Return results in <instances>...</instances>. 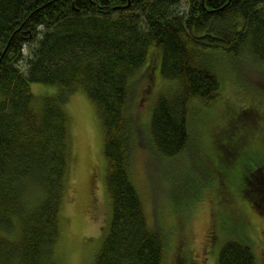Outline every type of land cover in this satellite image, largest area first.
Returning <instances> with one entry per match:
<instances>
[{"label": "trees", "instance_id": "obj_1", "mask_svg": "<svg viewBox=\"0 0 264 264\" xmlns=\"http://www.w3.org/2000/svg\"><path fill=\"white\" fill-rule=\"evenodd\" d=\"M245 64L264 73V0H0V264H61L56 251L70 165L64 105L77 90L96 108L110 204L91 264H165L170 231L148 221L132 178L134 146L156 172L180 161L184 167L192 149L199 153L197 122L218 100L223 76L237 82ZM153 67L164 86L150 93ZM31 84L57 91L36 96ZM244 100L239 115L225 111L227 124L220 121L202 148L209 158L224 142L231 194L220 186L264 222V203L248 185L257 173L264 187V107ZM242 113L257 115L252 125L239 120ZM199 181L186 184L178 206L213 191L208 246L215 264H257L238 224L235 232L216 230L218 185L202 189ZM174 217L179 257L172 264H202Z\"/></svg>", "mask_w": 264, "mask_h": 264}, {"label": "rangeland", "instance_id": "obj_2", "mask_svg": "<svg viewBox=\"0 0 264 264\" xmlns=\"http://www.w3.org/2000/svg\"><path fill=\"white\" fill-rule=\"evenodd\" d=\"M150 58L148 57V66L153 64ZM237 71V76L240 78L238 81H241V84L238 85L236 78L224 75L221 88L218 90V100L200 116V120L197 122L199 153L192 149L191 154L186 155L184 167L181 166L182 162L180 161L184 158L182 155L178 157L180 162L176 163L172 169L165 172L161 169L157 173L155 165L150 162L148 164V154L138 144L134 146L131 165L132 178L142 198L148 221L153 226L170 231L171 239L165 264H172L175 257H179L177 247L179 228L175 227L174 214L181 218H178L180 224L184 223V227L189 232V244L196 254L195 261L198 263L202 259L204 261L202 264H215L214 259L209 255L208 246L213 191L207 190L196 202L193 201L192 203H195L193 209H191V202H188L184 209L182 206H178L185 201L186 184L193 179L200 180L199 183L202 182L201 184L205 185L202 189L206 186H219L214 188L220 197V199L218 196L215 197L216 230L225 227L227 231L235 232L238 224L241 227V237L252 243L257 264H264L263 220L256 219L253 216V211L232 198L220 186L224 185L231 194L227 173L222 167L223 157L228 161L231 160V156L227 153L228 150L225 149L226 146H223L224 142H222V146L217 145L214 150L212 149L209 158L205 156L202 148L206 137L207 140L215 137L220 121L223 126L227 124L230 116V112L225 113L227 109H232L234 113L238 114L236 108L244 106L245 98L246 100L253 99L254 109L257 106L264 107V73L253 67H248L246 64L240 65ZM155 72L156 67H153L150 77L147 78L150 93L154 87L157 89L164 83V79ZM144 80L142 78V85L146 87L147 83ZM31 89L32 91L34 89L33 92L36 96L43 95L46 91L48 94L57 91L56 87L44 84H31ZM150 93L148 92V96ZM144 102V105L142 102L141 106L137 108L139 117L145 115L143 110L148 101L144 100ZM64 106L70 118V165L60 217V238L56 255L61 264H91L95 249L104 232V226L110 216L109 198L104 183L105 161L102 152V131L95 105L83 90L73 92ZM240 117L239 120L243 123L252 125L251 121L254 122V120H250V118H255L257 115L242 113ZM238 124L240 123L238 122ZM255 175L257 173H254L253 180L249 179L248 185L264 203V187L260 184L259 179L256 180L258 176ZM167 178L173 180L169 181ZM162 182L163 184H161ZM223 212L230 214L226 213L225 216ZM174 227L175 229H173ZM220 231L222 230L220 229Z\"/></svg>", "mask_w": 264, "mask_h": 264}]
</instances>
